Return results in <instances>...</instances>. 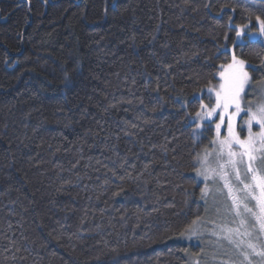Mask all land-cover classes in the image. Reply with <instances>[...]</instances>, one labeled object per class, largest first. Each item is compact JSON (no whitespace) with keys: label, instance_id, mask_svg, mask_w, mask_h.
Listing matches in <instances>:
<instances>
[{"label":"trees","instance_id":"16d2710c","mask_svg":"<svg viewBox=\"0 0 264 264\" xmlns=\"http://www.w3.org/2000/svg\"><path fill=\"white\" fill-rule=\"evenodd\" d=\"M249 13L264 0H0V264L199 254L181 233L205 218L193 154L213 132L188 117L233 42L264 60L228 24Z\"/></svg>","mask_w":264,"mask_h":264},{"label":"snow or ice","instance_id":"6c2138e0","mask_svg":"<svg viewBox=\"0 0 264 264\" xmlns=\"http://www.w3.org/2000/svg\"><path fill=\"white\" fill-rule=\"evenodd\" d=\"M243 19L240 24L232 17L228 21L240 46H246V37L264 41V15L249 13ZM223 39L228 41V36ZM237 46L232 43L230 61L219 65V83L204 90L212 102L204 103L198 96L199 110L188 117L196 125L194 139L200 138L205 124L213 132L208 145L193 154L192 167L193 179L198 177L203 185L200 200L205 212L211 208L216 219L197 215L181 235L200 239L207 232L214 237L211 264H264V75L254 81L250 72L264 73V60L259 66L250 64L236 54ZM63 72L67 84L72 71L65 66ZM124 163L127 161L120 167ZM187 255L189 264H202V260L209 264L203 249Z\"/></svg>","mask_w":264,"mask_h":264},{"label":"rangeland","instance_id":"374dc122","mask_svg":"<svg viewBox=\"0 0 264 264\" xmlns=\"http://www.w3.org/2000/svg\"><path fill=\"white\" fill-rule=\"evenodd\" d=\"M255 40H261V38L257 37ZM240 43V42H239ZM219 79V77H218ZM204 95H208L210 96L206 91L198 94L197 97H202L203 102L207 103L206 100H204ZM212 98V97H211ZM251 98V97H249ZM199 99V98H198ZM192 121V120H191ZM193 122V121H192ZM194 123V122H193ZM195 124V123H194ZM207 125V124H205ZM196 126V125H195ZM203 131V130H202ZM197 180L199 181V178L197 177ZM205 220H213L216 219V217L214 216V214L211 211V208H209L208 212H206L205 214ZM219 222V221H218ZM181 240V239H180ZM183 243L192 245V246H196L198 248L204 250V259L205 260H209V264H211V260L210 257L214 254V250H215V245H216V239L214 237H211L207 232L205 233L203 238L197 239L195 237H193L191 240H189L187 238V235H184L182 240ZM220 243L224 244L225 247H227V244L225 241H220ZM200 253V252H199ZM202 264H204V261L202 260Z\"/></svg>","mask_w":264,"mask_h":264}]
</instances>
